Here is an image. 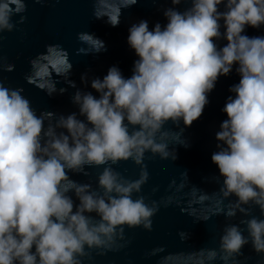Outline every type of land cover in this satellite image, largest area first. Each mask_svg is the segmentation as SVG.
Returning a JSON list of instances; mask_svg holds the SVG:
<instances>
[{"label":"clouds","instance_id":"1","mask_svg":"<svg viewBox=\"0 0 264 264\" xmlns=\"http://www.w3.org/2000/svg\"><path fill=\"white\" fill-rule=\"evenodd\" d=\"M137 2L95 0L93 15L107 17L116 27L122 9ZM171 3L179 5L182 0ZM190 3L183 12L166 9L164 27L156 23L149 30L148 22L141 20L129 28L127 42L138 57L132 75L126 78L113 66L102 79L91 80L98 97L78 89L73 102L85 120L76 113L58 118L47 111L37 115L22 88H8L0 79V264H82V257L91 259L86 247H122L117 241L124 239V226L150 231L157 202L149 206L143 196L133 199L149 178L145 153L175 160L169 138L176 144L185 142L181 133L165 125L182 120L191 126L203 114L218 78L230 74L234 65L240 79L229 89L234 96L222 109L227 119L215 134L218 151L211 161L223 178L222 199L236 197L220 212L229 218L237 212L250 217L240 222L248 236L239 225L226 226L219 250H201V264L218 258L224 264H239L236 257L249 242L257 254L264 253V219L244 207L256 206L264 216V36L244 34L246 27L264 25V0ZM222 3L223 12L218 8ZM26 10L25 0H0V41L4 31L16 27L12 16ZM25 20L20 15L17 23ZM221 38L227 43L218 48L215 41ZM77 39L88 46L78 53L106 50L104 42L89 32L78 33ZM30 65L25 79L48 95L57 92L53 73L67 80L73 68L69 53L59 44L47 45ZM13 69L0 57V70ZM70 84L76 87L74 81ZM129 159L141 167L138 179H126L111 166ZM102 165L97 188L69 176V172L88 176L86 166ZM179 235L187 238L186 233Z\"/></svg>","mask_w":264,"mask_h":264}]
</instances>
